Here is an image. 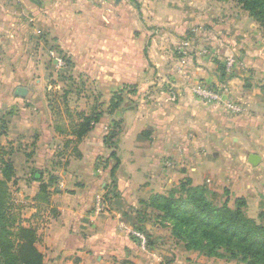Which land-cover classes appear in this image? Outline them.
<instances>
[{
	"label": "crops",
	"instance_id": "crops-1",
	"mask_svg": "<svg viewBox=\"0 0 264 264\" xmlns=\"http://www.w3.org/2000/svg\"><path fill=\"white\" fill-rule=\"evenodd\" d=\"M111 1L0 0V62L5 64L0 65V119L6 120L0 137L18 143L38 134L28 154L31 164L45 165V181L40 175L32 181H37L33 197L42 181L46 187L44 250L37 244L45 254L43 264H242L221 263V258L185 249L174 240L151 197L166 195L185 178L220 195L228 189L230 196L245 198L255 191L250 176L263 166L264 152L244 157L242 151L249 144L239 143L235 151L229 150L227 141L264 147V90L250 75L245 91L247 78L236 68L230 76H219V62L233 58L225 47L214 58L194 55L184 66L176 60L175 66L163 70L156 58L165 59L158 42L153 73L167 83L147 91L145 47L136 55L129 48L130 32L141 30V25L130 17L132 8L124 5L125 0H114L116 8L107 7ZM33 44H39L41 52L53 45L71 57L74 72L81 73L84 64L88 76L100 85L113 89L137 84V102L104 113L79 142L70 133L59 136L44 89L27 84L34 74ZM55 49L49 48V53ZM254 54L250 69L264 78L263 55ZM238 58L241 62L243 55ZM218 82L239 112L231 113L222 103L204 101L191 92L198 83ZM18 87L25 88V95L16 94ZM109 88L101 91L104 100L109 99ZM114 120L121 121L115 137L119 158L115 182L109 175L112 148L103 140ZM11 150L15 171L27 172V158ZM250 153L261 157L257 165L248 163ZM135 231L145 235L146 243Z\"/></svg>",
	"mask_w": 264,
	"mask_h": 264
},
{
	"label": "rangeland",
	"instance_id": "rangeland-1",
	"mask_svg": "<svg viewBox=\"0 0 264 264\" xmlns=\"http://www.w3.org/2000/svg\"><path fill=\"white\" fill-rule=\"evenodd\" d=\"M125 1L124 5H130L132 8L130 17L136 18V21L141 25V30L130 32V43L133 44L129 45V48L131 53L136 55L145 47L144 65L147 68L148 76L144 78L143 85L145 83V87L148 88L147 91L150 92V88L161 87L167 83L166 80L159 82L153 73V69L157 70L153 59L154 56L156 57L158 46H160L158 42H162L159 50H163L162 56H165V59L163 60L160 56L156 58L160 59L159 64L163 70L169 66H175L176 60H178L179 65L184 66L187 64V60H190L191 56L194 55L203 54L209 58H214L215 53L218 54L221 49L224 51L223 48L225 47L226 50H230V55L233 58L227 60L230 63L227 61L224 64L219 62V67L216 66L219 76H230L236 68L241 71L243 77L247 78L244 81L246 86L243 85L245 91L250 88L248 86L250 75L254 76L250 78L254 80V83H257L258 88L264 90V78H257L256 69H250L254 53H261L264 58V17L261 20L253 16L238 0H137V3L134 0ZM114 2L112 0L107 7H118V2L116 4ZM49 48L55 49L56 47L46 45L45 52H41L39 44H33L31 47L34 74L31 79L27 80V84L44 89L45 99L52 116L53 128L59 136H67L70 133L71 123L79 120V112L90 114L93 109H96L97 111L103 110V114L107 113L106 108L113 91H122L123 102L121 105L137 102V97L140 96L137 93V84H122L113 89L107 85H100L101 83H98L96 79L88 76V72L85 71L86 68L82 67L84 64L80 66L81 73L78 70L74 72L75 66H73L71 57L67 58V54H62L57 49H55L54 54H50ZM138 49H140L139 52ZM150 54L152 58L149 57ZM240 55H243L241 62L238 58ZM131 63H135V68L138 66V62ZM117 64L120 65V62ZM0 65L5 66L1 62ZM156 77L158 76L156 75ZM206 85L211 86L212 84ZM214 85L220 87L223 84L218 82ZM221 87H223V90L220 91L221 98L224 101H234L224 97L225 86ZM108 88L109 99L104 100L101 91ZM120 124L121 121L117 123L114 120L110 125L111 130L119 133ZM36 136L38 134L35 133L29 137L28 141L18 143L14 140H3V137H0V159L12 162L8 152L13 149L15 152H22L25 159L27 158L26 162L29 163L25 173L20 171L17 173L14 169V172L5 175L0 167V189L5 188L6 190V195L4 194L7 199L5 210L12 220L11 222L35 227L38 239L36 246L38 244V247L44 250L42 229L45 227V217H43L45 216V193L33 197V185L36 186L37 181L34 183L32 181L39 175L41 176L40 180L45 181V165L41 163L31 164V156L27 157L33 148L31 141L35 140ZM239 143L243 146L249 144L247 150L242 151L244 157L248 152H264V147H261L260 143L232 142L231 140L227 141L229 150L238 151ZM71 147H74L73 143H71ZM55 159L57 158L55 157ZM18 169L20 170V167ZM250 177L255 180V191L246 193V204L242 210L246 216L264 225V164L258 172L251 174ZM215 193V196L210 195L214 204L221 206L226 202L229 207L234 208L235 199L238 196H230L228 189L221 190L222 195L218 192ZM165 223L168 224L167 221ZM43 255L44 263L45 254ZM228 256V253H225L219 262L236 260L228 259Z\"/></svg>",
	"mask_w": 264,
	"mask_h": 264
},
{
	"label": "trees",
	"instance_id": "trees-1",
	"mask_svg": "<svg viewBox=\"0 0 264 264\" xmlns=\"http://www.w3.org/2000/svg\"><path fill=\"white\" fill-rule=\"evenodd\" d=\"M238 1L253 16L263 20L264 0ZM122 102V91H113L106 108L107 113L119 108ZM102 115L103 110L96 109L90 114L79 112V120L71 123L70 134L76 136L79 141ZM0 122V134H4L6 120L1 118ZM111 129L103 140L112 148L109 157L113 163L110 165L109 175L115 182V171L119 165L115 151L117 131ZM11 152L12 150L8 154ZM28 156L30 155L27 154ZM0 163L5 175L14 170L12 162L1 158ZM0 190V195H6L5 188ZM45 191V183L42 181L37 194L41 195ZM215 194L203 186L193 185L190 178H185L166 195L154 194L151 203L161 212L162 220L170 225L173 238L182 243L185 249L216 258L224 257L225 253H228L227 258L236 259L237 262L264 264V225L245 215L242 210L246 204L244 197H237L234 208H231L226 202L221 206L214 204L210 195ZM5 195L0 196V264H43L44 255L36 246L37 229L32 225L11 222L5 210Z\"/></svg>",
	"mask_w": 264,
	"mask_h": 264
},
{
	"label": "built area",
	"instance_id": "built-area-1",
	"mask_svg": "<svg viewBox=\"0 0 264 264\" xmlns=\"http://www.w3.org/2000/svg\"><path fill=\"white\" fill-rule=\"evenodd\" d=\"M221 86L220 87L217 85L209 86L204 83H198L191 87V92L204 101L222 103L225 109L229 110L231 113L239 112L240 107L237 105L235 101H224L221 98L220 91L223 90V87ZM134 235L142 244L146 243V237L141 231H135Z\"/></svg>",
	"mask_w": 264,
	"mask_h": 264
},
{
	"label": "water",
	"instance_id": "water-1",
	"mask_svg": "<svg viewBox=\"0 0 264 264\" xmlns=\"http://www.w3.org/2000/svg\"><path fill=\"white\" fill-rule=\"evenodd\" d=\"M16 94L21 96L25 95V88L18 87ZM260 159L261 157L256 153H250L247 158L248 162H250L252 165H256L260 161Z\"/></svg>",
	"mask_w": 264,
	"mask_h": 264
}]
</instances>
